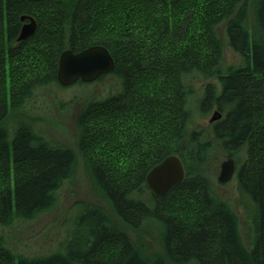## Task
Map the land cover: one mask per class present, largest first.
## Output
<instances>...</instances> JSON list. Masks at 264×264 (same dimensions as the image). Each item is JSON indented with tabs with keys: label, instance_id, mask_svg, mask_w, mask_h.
<instances>
[{
	"label": "trees",
	"instance_id": "1",
	"mask_svg": "<svg viewBox=\"0 0 264 264\" xmlns=\"http://www.w3.org/2000/svg\"><path fill=\"white\" fill-rule=\"evenodd\" d=\"M73 3L69 10L62 0H0V124L10 107L20 109L36 91L58 86L64 52L106 47L121 91L92 101L77 123L80 151L117 216L129 228L151 220L163 224V247L173 264H264V127L253 132L251 126L253 116H264V0ZM33 19L34 36L19 42L23 26ZM219 25H226L229 45L245 67L224 68L228 76H219L220 96L210 87L200 106L225 115L206 131L212 146L227 152L247 148L237 174L244 198L238 205L249 210L241 222L243 235L239 219L214 203L205 177L192 179L187 171L181 186L149 204L137 200L133 189L146 186L147 173L161 161L183 157L196 139L187 129L191 118L180 78L220 69ZM13 137L10 143L0 126V216L11 215L14 205L24 215L42 213L70 179L75 157L26 126ZM77 221L65 254L19 264H144L127 234L111 226L104 212L88 210ZM0 264H15L1 243Z\"/></svg>",
	"mask_w": 264,
	"mask_h": 264
},
{
	"label": "rangeland",
	"instance_id": "2",
	"mask_svg": "<svg viewBox=\"0 0 264 264\" xmlns=\"http://www.w3.org/2000/svg\"><path fill=\"white\" fill-rule=\"evenodd\" d=\"M73 1L62 0L63 7L69 10L72 9L74 6ZM225 27L226 25L217 27V37L223 54L220 60V69L214 71L215 75L189 72L188 75H183L180 78L185 85L184 90L187 96L185 107L191 118L187 129L190 132L192 131L191 133L194 132L197 141L193 138L194 140L190 146L186 147L187 152L183 153V157H176L183 160H180V162H183L184 173L190 172V178L202 176L211 182L214 203L217 207H224L226 212L229 210L239 219L243 235L242 221L247 218L249 210L244 205L243 207L238 205V199L241 198V202L244 203V198L238 192L237 174L247 160V148L242 147L235 150V152H227L219 145L213 144L212 146L211 140L204 138L206 137V131L212 125L223 122L225 115L218 111L222 116L221 120L210 123L213 114L217 111L216 107L206 113L200 106L205 92L210 87L211 89L214 88L216 95L220 96L222 85L219 78L228 76L223 74L224 68L228 71H237L245 67V61L232 51L227 40ZM20 35L18 41H26H20ZM113 72L110 75L101 76L102 80L100 78L90 84L79 81L75 85L64 88L58 82V86L53 85L36 91L32 98L26 99L23 103L24 106L20 109L13 111L10 107L5 120L0 124L3 129L8 131L10 143L13 142L16 130L26 126L37 136L44 138L49 145L68 150L75 157L72 175L70 179L63 182L52 207L42 210V213L24 215L19 213L16 205H14L10 212L11 215L1 214L0 243L9 254H12L15 264H19L20 261L53 258L55 255L65 254V249L73 236L74 232L72 231L76 228L78 218L85 214V211L96 209L108 216L111 226L127 234L134 250L144 264H160L159 261H162L161 264H173L163 247V224L151 220L142 223L137 228H129L125 225L123 220L117 216L109 198H106L97 186L91 163L79 148L80 136L77 121L83 109L92 101L102 102L121 91L120 81L114 76ZM257 116L255 119L253 116L251 121L253 132L259 126L264 127V116L259 120H257ZM229 159L234 160L235 174L228 184L222 185L218 182V178L221 174L222 165ZM159 164L152 167L147 173L145 180L147 187H140L138 184L139 187L133 188L135 190L134 197L137 200L149 204L155 197L161 200L172 192L159 198L155 196L147 184L149 173ZM140 180L138 178L137 182L140 183ZM139 189H142V192H138ZM246 204L249 208V203ZM79 241L76 242L77 246Z\"/></svg>",
	"mask_w": 264,
	"mask_h": 264
},
{
	"label": "water",
	"instance_id": "3",
	"mask_svg": "<svg viewBox=\"0 0 264 264\" xmlns=\"http://www.w3.org/2000/svg\"><path fill=\"white\" fill-rule=\"evenodd\" d=\"M23 21L25 18L22 19ZM37 30L36 22L30 20L29 24L23 26L20 41L30 39ZM57 80L59 84L68 88L82 81L85 84L94 83L101 78L112 74L115 62L108 50L103 47H93L89 50L74 54L71 51L61 55ZM212 122L221 120L222 116L216 111L212 116ZM235 174V163L233 159L226 161L221 167L218 182L222 185L228 184ZM185 178L183 162L176 156H170L154 168L147 178V184L155 196L161 198L166 196L175 187L182 184Z\"/></svg>",
	"mask_w": 264,
	"mask_h": 264
}]
</instances>
